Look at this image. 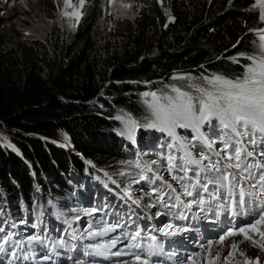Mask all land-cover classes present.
<instances>
[{
  "label": "trees",
  "instance_id": "1",
  "mask_svg": "<svg viewBox=\"0 0 264 264\" xmlns=\"http://www.w3.org/2000/svg\"><path fill=\"white\" fill-rule=\"evenodd\" d=\"M99 1L73 30H51L44 38L23 39L20 34L15 41L1 29L2 17L7 11L20 13L16 4L25 8L30 0L9 6L0 0V122L16 130L11 144L0 139V210L7 207L6 193L36 217L24 205L35 197L34 176L60 202L75 187L84 190V184L112 186L98 169L114 173L132 188L133 162L128 157L138 154V146L147 153L145 149L157 150L169 141L166 133L154 129L138 128L135 143L120 134L124 125L114 117L126 111L117 107L141 123L148 114L142 94L149 89L137 82L159 80L154 89L159 91L165 84L180 83L170 79L173 74L238 76L249 62L241 58L238 65L228 57L255 52L251 41L256 37L248 29L264 27L258 9L250 10L254 0H127L134 17L117 11L118 5L114 11L119 17L104 13L112 10ZM32 8L34 20L40 22L43 9ZM17 17H8L5 24L17 29L28 24L20 18L17 22ZM102 93L114 97V103L99 96ZM96 97L104 108L85 105ZM177 132L188 139L194 135L190 129ZM61 137L64 146L57 143ZM122 171L125 176L119 175Z\"/></svg>",
  "mask_w": 264,
  "mask_h": 264
},
{
  "label": "snow or ice",
  "instance_id": "2",
  "mask_svg": "<svg viewBox=\"0 0 264 264\" xmlns=\"http://www.w3.org/2000/svg\"><path fill=\"white\" fill-rule=\"evenodd\" d=\"M4 2L7 3V0ZM86 2L87 0H78L77 6L72 0H62L60 15L64 18L74 17L78 24L84 14L82 9ZM106 2L110 6L118 5L117 11H123L125 15L133 8V4L125 0ZM231 3L232 0H229V4ZM69 8L73 11H67ZM257 9L258 22L264 24V0H254L250 10ZM165 14L169 15L167 9ZM172 19L169 15V20ZM76 24L70 23V27L75 28ZM248 32L256 37L251 41L256 51L252 54L238 52L237 55L228 57L238 65L241 58L249 62L243 65L244 71L240 75L229 77L216 72L206 74L205 71L198 76L192 73L173 74L170 79L180 83L165 84L159 91H145L142 94V103L148 113L144 123L126 112L114 117L124 125L120 134L126 135L133 143L138 128L154 129L167 134L169 141L160 147L168 151L158 153L161 160L166 161L161 167L171 177V181L180 185L182 191L178 192L172 182L149 166L157 161L146 162L143 168L139 161L134 162L135 168L141 169V173L129 183L139 185L143 181L149 190L141 188L143 196L133 199L131 188H128L124 193L125 198L139 208L141 201L147 197L148 203L143 206L149 212L158 206L166 211L157 210L155 213L145 212L141 215L129 207L131 215L119 211L106 212L108 219L102 217L95 224L89 222L83 229L81 238L86 233V238L90 241L105 237L108 239L101 243L87 244L84 256L107 260L109 255H127L132 257L131 264H163L161 257H176L174 264H198L203 254L205 264H218L221 246H227L231 251L224 258V264H230L231 257L239 249V243L234 239L237 236L242 237V241L250 242L253 248L264 251V27L250 28ZM243 38L238 39L233 47L240 44ZM204 67L200 66L201 69ZM205 128L207 131H202ZM177 129H190L194 135L190 139L181 137ZM65 139H68L66 134ZM218 144L222 147H217ZM176 151L182 152V155H176ZM145 172H153V175L149 177ZM119 175L125 176L126 173L122 171ZM112 183L115 184L116 181L113 180ZM182 196L192 199L185 201ZM194 206H198L201 213H205L206 209L212 213L214 219L210 223L216 225L213 231H219L215 238L205 240L201 229L191 223H175L190 219L199 223L206 219V214H193L189 217L187 212H191ZM71 211L75 212L76 209ZM99 211L102 209L86 210L85 215L92 216ZM222 215L226 220L223 224ZM161 217H169L170 221L160 226L151 223ZM75 219L79 221L80 217ZM64 222L68 223L66 220ZM32 227L37 225L33 224ZM0 233H5L3 226H0ZM16 235L17 233L8 231L0 237V254L8 253L7 245L10 241L16 247L23 243L19 239L13 241ZM27 240L29 245L43 248L51 244L52 252L56 255L60 254L59 249L67 248V241L62 238L50 240L46 226L42 234L31 235ZM189 243L199 251L181 259L180 252ZM118 244H122L127 251H112ZM166 246L169 251L165 250ZM239 254L245 257V264H253L243 250ZM11 255L19 258L16 251H12ZM154 257L157 259L154 260ZM23 259H29L27 254ZM43 260H52V255H44ZM74 264H86V261L74 259ZM91 264L97 262L93 259ZM119 264L130 262L122 261ZM256 264H259V257L256 258Z\"/></svg>",
  "mask_w": 264,
  "mask_h": 264
},
{
  "label": "rangeland",
  "instance_id": "3",
  "mask_svg": "<svg viewBox=\"0 0 264 264\" xmlns=\"http://www.w3.org/2000/svg\"><path fill=\"white\" fill-rule=\"evenodd\" d=\"M9 0H7L8 2ZM17 2V0H10L8 3H7V6H9L11 3H15ZM18 2H29V0H18ZM125 2H128V3H131L127 0H125ZM72 3L74 4H77L78 6V0H72ZM99 4L102 5V7L104 8L105 7V4H106V0H100L99 1ZM97 5V2L96 0H87L86 4H85V7L84 9H82L83 13L85 14L88 10L90 11V9H92L93 7H95ZM108 5V4H107ZM29 7V8H28ZM32 7H37V8H41L43 9V14H42V20L40 22H37L34 20L33 18V14L35 13V10L36 9H33ZM63 7V4H62V0H30L29 4L25 6V8L21 7L18 3L16 4V9H18L20 11V13H13V12H9L7 11L6 14L2 17V21H1V29L3 30H7L9 33V35L12 36V38L17 41L20 37V34H22V37L23 39L26 37V36H29V37H39V38H44L48 32H52L54 30H57V29H62L64 32L68 29V30H73L74 28L70 27V23L71 24H76V21H75V18L72 17V18H64L60 15V9ZM108 7L112 10V11H104V13H109L111 12V14L113 16H118L119 12H115L114 10V6H110L108 5ZM108 8V9H109ZM14 9V8H13ZM8 10V8L6 9ZM135 10V9H134ZM67 11L69 12H72L73 9L72 8H69L67 9ZM1 13H4V10L1 12ZM84 14L82 15L79 23L81 22ZM127 14L129 15H126V16H131V17H134L135 14L132 12V11H128ZM134 14V15H133ZM18 15L17 17V22H18V18L28 22V24H24V23H21L17 28H14V27H10L9 24H5V20H7L8 17H11V16H16ZM119 17V16H118ZM20 23V21H19ZM76 24V27L79 25ZM75 27V28H76ZM43 28V30H42ZM19 29H22L23 31H20ZM44 32L42 33L41 32ZM52 30V31H51ZM30 33V34H29ZM42 33V34H40ZM21 40V39H20ZM17 43V42H16ZM127 83V82H125ZM139 83V85L142 87V88H145V89H149L148 91H155V86H158V83H159V80H153L149 83L147 82H137ZM110 90L109 87H106V90L105 91H108ZM99 96L101 97H104V96H107V101H109L111 104L114 103L115 101V98L112 97V96H108V94L106 93H102L100 94ZM100 99V98H99ZM91 101V100H90ZM90 101H88L87 103H89ZM98 100H95L93 102H91L89 105L86 104L88 107H91V108H104V105L103 104H98L97 103ZM125 110L126 113H130V111H128L127 109L125 108H121V107H117V110L118 112L120 110ZM131 114V113H130ZM5 132H7L8 134H5ZM13 132H16V130H9L8 129V125L1 121L0 122V139H4L7 141L8 144H11L10 142L13 141L14 139V133ZM64 137V136H63ZM63 137H61V139L57 142L58 144H60V142H63L62 139ZM60 146H62V144H60ZM64 146V145H63ZM90 162V161H89ZM94 163V162H93ZM92 163V164H93ZM95 164V163H94ZM96 166L94 165L93 169L95 168ZM111 181L115 180L116 181V178H113L111 177L110 175H106ZM33 180H34V187L37 189V192H36V196H40L42 194L45 195V197L47 198V195H51V194H56L52 188V192H49V190L47 192H45V187L43 186V184H36V181L38 180L36 178V176L33 177ZM107 181V179H105ZM118 183V182H116ZM120 183V182H119ZM122 184V183H121ZM49 187H53V186H49ZM88 191V190H87ZM112 191L116 192L117 194V197H119V195L121 194L119 192V190L117 188L115 189H112ZM3 194V200L5 201L6 205L5 206H8L10 207L12 205V201L10 199V196H8L6 193H2ZM59 196V195H58ZM60 197V196H59ZM61 198V197H60ZM63 198H65V195H63ZM70 198V197H69ZM68 198V199H69ZM83 202H86V203H90V198L86 199V198H83L82 199ZM89 207H92L91 204H89ZM92 210V209H91ZM90 210V211H91ZM83 215H81L80 217H82ZM235 240H237V242L239 243V249L237 250V252L234 253V255L231 257V261H233L235 259V264H245V257L244 256H241L239 254V251L242 250L244 248L243 245H247L248 244V247L245 248V255L248 256V258L253 262V264H256V258L259 257V264H264V251H261L259 250L258 248H253L250 244V242L248 241H242V239H238L237 237L234 238ZM242 241V242H241ZM223 250V249H222ZM224 256V253H220V260L218 261V263L220 264L222 261H221V257ZM228 255H226L227 257ZM236 256V257H235ZM230 261V264H232V262ZM240 262V263H239ZM198 263L200 264H203L202 261H198ZM205 264V263H204ZM224 264V263H223Z\"/></svg>",
  "mask_w": 264,
  "mask_h": 264
},
{
  "label": "bare ground",
  "instance_id": "4",
  "mask_svg": "<svg viewBox=\"0 0 264 264\" xmlns=\"http://www.w3.org/2000/svg\"><path fill=\"white\" fill-rule=\"evenodd\" d=\"M148 133V132H147ZM164 135H166V134H164ZM166 137V136H165ZM104 169H102V171H103ZM108 174V173H107ZM108 175H110L111 177H113V178H115V174L114 173H112V174H108ZM105 179H107V181L108 182H110V183H112V181L106 176V172H105ZM116 182H120V183H122V184H125L123 181H118L117 179H116ZM12 201V205L10 206V208H11V211L14 213V212H16V213H18L19 215H21L23 218H25V219H29V220H33V219H35L36 217H33V213L32 214H29V213H27V212H25V210H24V208H23V206H21V207H19L18 206V203H16V200L14 199V200H11ZM37 216V215H36ZM9 219L11 220V216L9 217ZM237 237H239V236H237ZM240 239H242V237L240 238ZM237 241V240H236ZM244 246V248L242 249L243 251H245V248L246 247H248V244L247 245H243ZM222 251H224V256L223 257H221V261L224 263V258L226 257V255H228V253H229V251H231V249L229 248V247H227V246H224V249L222 250ZM235 252H237V251H235ZM234 252V253H235ZM213 255H215V252H213ZM248 257V256H247ZM200 261H202L203 262V264L205 263V261H204V259H203V255H202V258L200 259ZM240 263V262H239ZM198 264H200V263H198Z\"/></svg>",
  "mask_w": 264,
  "mask_h": 264
},
{
  "label": "clouds",
  "instance_id": "5",
  "mask_svg": "<svg viewBox=\"0 0 264 264\" xmlns=\"http://www.w3.org/2000/svg\"><path fill=\"white\" fill-rule=\"evenodd\" d=\"M35 190H36V192H37V189L35 188ZM45 192H47L46 190H45ZM3 195V194H2ZM35 195V197L34 198H31L33 201H35V200H38V196H36V194H34ZM8 209H11V208H9V207H7V210ZM12 211L11 210H9V211H7V213L9 214V217L10 216H12V213H11ZM15 214H16V212H14ZM19 217H21V215H19ZM10 220V219H9ZM29 220V219H28ZM32 235H34L35 233L34 232H32L31 233ZM27 241V246H30L29 245V243H28V240H26ZM38 249H42V247H40L39 245H34V252H36V251H38ZM4 256H6V255H2V254H0V264H7L5 261H4V259H3V257ZM38 258H41V255H39V253H38V256H37ZM28 260H26V262H27ZM123 261H127L126 259H124ZM20 262H23V260H20ZM20 262H13V264H19ZM37 264H52V263H49V262H43V263H37ZM86 264H91L90 262H86Z\"/></svg>",
  "mask_w": 264,
  "mask_h": 264
},
{
  "label": "water",
  "instance_id": "6",
  "mask_svg": "<svg viewBox=\"0 0 264 264\" xmlns=\"http://www.w3.org/2000/svg\"><path fill=\"white\" fill-rule=\"evenodd\" d=\"M138 82H141V81H138ZM141 83H142V82H141ZM96 99H97V97H96V98H94L93 100H91L89 103H85V105H86V104H88V105H89L91 102L95 101Z\"/></svg>",
  "mask_w": 264,
  "mask_h": 264
}]
</instances>
